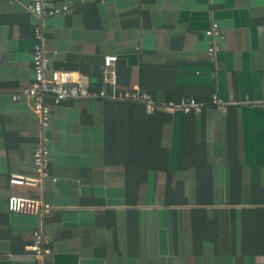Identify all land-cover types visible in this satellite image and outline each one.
Returning a JSON list of instances; mask_svg holds the SVG:
<instances>
[{
  "label": "crops",
  "instance_id": "1",
  "mask_svg": "<svg viewBox=\"0 0 264 264\" xmlns=\"http://www.w3.org/2000/svg\"><path fill=\"white\" fill-rule=\"evenodd\" d=\"M30 2L0 0V264H35L37 230L50 264H264V0H48L70 11L44 19ZM214 22L225 39L211 61ZM38 26L51 68L94 92L113 55L120 92L169 105L218 95L229 106L66 101L46 132L57 182L11 185L36 176L43 135L22 95ZM11 196L52 210L12 213Z\"/></svg>",
  "mask_w": 264,
  "mask_h": 264
},
{
  "label": "built area",
  "instance_id": "2",
  "mask_svg": "<svg viewBox=\"0 0 264 264\" xmlns=\"http://www.w3.org/2000/svg\"><path fill=\"white\" fill-rule=\"evenodd\" d=\"M28 11L39 18L51 17L70 11L68 5L59 7L50 6L48 0H31ZM209 39L208 57L215 61L216 55L222 50V42L225 39L220 25L214 22L206 31ZM35 38L38 41L34 47L32 59L35 79L32 86L22 92L32 102V110L39 118L42 127V140L40 146L34 152L35 177L12 175L11 185L36 186L47 178L57 182L52 175V155L48 148V136L46 132L52 124L53 109L69 100L108 99L118 102L141 103L149 110H176L185 114L191 112L201 113L208 106H214L220 111H226L229 103L218 95H214L210 103H202L194 98L183 100L179 104H158L152 96L139 90L120 92L117 89V72L115 64L117 56L105 57L106 74L103 87L99 92L92 91L80 78H76L73 72L64 69H52L50 60L46 54L43 43V28L38 26L35 30ZM219 40V41H218ZM21 96H14V100H20ZM264 103V101H262ZM8 209L12 213H24L30 215L49 214L52 205L35 197L11 196L8 200ZM35 264H50L49 256L52 254L50 242L41 230L34 232L33 242L29 247Z\"/></svg>",
  "mask_w": 264,
  "mask_h": 264
},
{
  "label": "trees",
  "instance_id": "3",
  "mask_svg": "<svg viewBox=\"0 0 264 264\" xmlns=\"http://www.w3.org/2000/svg\"><path fill=\"white\" fill-rule=\"evenodd\" d=\"M102 87H103V86H101V87H98V88H99V89H98V91H99V90H101V89H102ZM105 100H108V99H105ZM109 101H112V100H109ZM112 102H117V101H112ZM127 103H129V102H127ZM139 104H141V103H139ZM143 105H144V104H143Z\"/></svg>",
  "mask_w": 264,
  "mask_h": 264
}]
</instances>
